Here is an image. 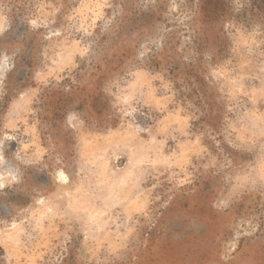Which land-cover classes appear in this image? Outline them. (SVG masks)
<instances>
[{"label": "rangeland", "instance_id": "obj_1", "mask_svg": "<svg viewBox=\"0 0 264 264\" xmlns=\"http://www.w3.org/2000/svg\"><path fill=\"white\" fill-rule=\"evenodd\" d=\"M0 264H264V0H0Z\"/></svg>", "mask_w": 264, "mask_h": 264}]
</instances>
